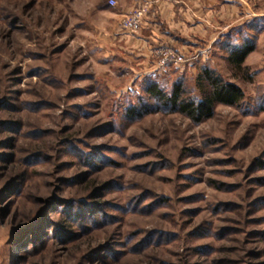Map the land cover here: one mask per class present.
I'll list each match as a JSON object with an SVG mask.
<instances>
[{"label":"rangeland","instance_id":"374dc122","mask_svg":"<svg viewBox=\"0 0 264 264\" xmlns=\"http://www.w3.org/2000/svg\"><path fill=\"white\" fill-rule=\"evenodd\" d=\"M109 1L0 0V264H264V2L217 0L232 30L144 58L125 37L141 26L120 29L133 0ZM244 40L242 82L226 59ZM203 68L244 103L127 120L148 83L199 98Z\"/></svg>","mask_w":264,"mask_h":264},{"label":"trees","instance_id":"16d2710c","mask_svg":"<svg viewBox=\"0 0 264 264\" xmlns=\"http://www.w3.org/2000/svg\"><path fill=\"white\" fill-rule=\"evenodd\" d=\"M243 45L230 48L226 62L232 74L242 82L251 81L245 66L247 56L255 50V43L244 40ZM199 98H194L186 90L182 82L172 86L171 93L164 92L158 83H148L144 92L146 98L138 106L126 111V118L133 122L151 113L179 114L194 125L212 119L218 106L240 107L246 94L238 85L226 82L214 70L203 68L197 78ZM253 113L264 111V85L257 88Z\"/></svg>","mask_w":264,"mask_h":264},{"label":"crops","instance_id":"0c3cea01","mask_svg":"<svg viewBox=\"0 0 264 264\" xmlns=\"http://www.w3.org/2000/svg\"><path fill=\"white\" fill-rule=\"evenodd\" d=\"M148 0H133L129 11L135 8L138 4L144 3ZM193 9L186 7L184 1L183 5H174L169 2L162 1L161 3L154 5L150 10L149 14L145 18L144 22L141 24V30L137 34L138 36H127V40L131 45L135 46L140 55L144 58H148L153 47L159 44H164L168 42L169 44L176 45V41L179 36L186 38H193L203 43H207V38L210 41H215V36L221 34L224 28H233L234 24L237 23L234 19V8L228 5V8H224L219 4L217 0H188ZM230 1V0H226ZM264 2V0H259ZM207 2V3H206ZM225 2V3H226ZM212 3V11H207V5ZM186 9H185V8ZM229 13H228V12ZM253 16H264V10L258 11V13H253ZM209 22H208V21ZM210 22L214 25L216 30H220L211 36H207L208 32L211 31L209 26ZM212 27V26H211ZM212 34V33H211ZM214 37V38H213ZM190 42H187L188 45ZM195 45V44H194ZM260 46V45H259ZM258 46V47H259ZM208 48V46H205ZM186 46L183 47L185 49ZM259 48L254 50L247 56L245 65L250 60V58L258 52Z\"/></svg>","mask_w":264,"mask_h":264},{"label":"built area","instance_id":"2783aa9c","mask_svg":"<svg viewBox=\"0 0 264 264\" xmlns=\"http://www.w3.org/2000/svg\"><path fill=\"white\" fill-rule=\"evenodd\" d=\"M162 1L169 3H178V0H149L144 3L138 4L135 8L126 14H123L122 20L120 22V29L124 30L126 33H137L140 29L143 19L149 14V10ZM118 5L116 0H110L109 6L115 8Z\"/></svg>","mask_w":264,"mask_h":264}]
</instances>
